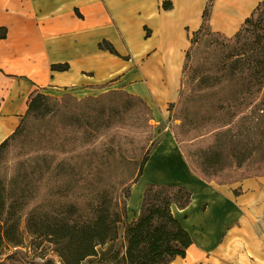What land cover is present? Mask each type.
I'll return each instance as SVG.
<instances>
[{
	"label": "trees",
	"instance_id": "obj_1",
	"mask_svg": "<svg viewBox=\"0 0 264 264\" xmlns=\"http://www.w3.org/2000/svg\"><path fill=\"white\" fill-rule=\"evenodd\" d=\"M213 1L189 37L175 107L180 124L172 132L190 174L228 186L264 177V1L232 37L211 29ZM7 34L0 28V39ZM99 49L130 60L108 40ZM153 121L154 109L123 89L80 100L72 93L32 97L21 124L0 145V264H175L186 258L194 240L173 212L192 203L184 186L149 184L138 217L121 228L131 188L160 144L152 141ZM45 123H53V131ZM39 125L48 140L31 151Z\"/></svg>",
	"mask_w": 264,
	"mask_h": 264
},
{
	"label": "crops",
	"instance_id": "obj_2",
	"mask_svg": "<svg viewBox=\"0 0 264 264\" xmlns=\"http://www.w3.org/2000/svg\"><path fill=\"white\" fill-rule=\"evenodd\" d=\"M165 1L172 3V9L162 8ZM263 1L214 0L211 29L234 36ZM208 2L0 0V28L8 31L7 37L0 39V145L15 133L37 93L73 91L76 96H90L119 79L120 87L105 91L123 89L145 102L151 100L146 87L124 81L130 75V79L138 76L151 81L146 75L148 65L157 66L158 60L171 56L180 57L182 74L189 37L202 26ZM145 28L150 30L149 38ZM103 40L130 60L100 50ZM143 59L147 60L138 74L132 75L134 63ZM59 64H68L69 70L53 71L52 65ZM172 136L166 134L147 163H152L155 176L143 190L149 184L180 185L193 193L186 209L173 207L194 240L186 258L178 257L174 263L264 264V177L228 186L209 185L190 174ZM175 165L181 170L179 177L163 175ZM236 190L241 194L235 196ZM142 194L133 202L131 194L128 208L132 213L140 211Z\"/></svg>",
	"mask_w": 264,
	"mask_h": 264
},
{
	"label": "rangeland",
	"instance_id": "obj_3",
	"mask_svg": "<svg viewBox=\"0 0 264 264\" xmlns=\"http://www.w3.org/2000/svg\"><path fill=\"white\" fill-rule=\"evenodd\" d=\"M147 59H143L142 61H138L136 63H134V66H132V75H137L138 72L140 71V67L143 66L144 62H146ZM131 76V75H130ZM130 76H128L126 78V80L124 82H126L127 84H141L143 87H146L147 92L150 94L151 96V100L148 99L147 102L152 106V108L154 109V121L152 122V125L155 129V134H154V138H152V141L154 143H158V142H162V140L164 139V137L166 136V134H171L173 135L172 129L174 126L179 125L180 121L176 120V113H175V107L178 103V100L181 96V78H182V74L180 73L178 81H173L171 79H165L164 77H162V79L159 82L153 83L149 80V78H140L138 76H133L130 79ZM118 80H115L114 82L109 84V87L107 88H111L115 85H118V87H120L119 85L122 83V81L118 82ZM105 89H100L99 91L93 92V95H99L103 92H105ZM60 94H55V93H46L45 95L51 96V97H55L58 99H61V97L65 94H70L73 93V91H61L59 92ZM79 96L74 95L75 97H81V99L85 98V97H89L88 96H80V94H78ZM90 95V96H93ZM149 98V97H148ZM80 100V98H77ZM154 101V102H153ZM47 125V129L48 132L53 131V123H45L44 126ZM37 130H41V125H39L37 127V129L34 130V132L32 133L31 137H30V149L31 151H37L40 148H42L45 144L46 141L48 140L47 135L45 134H41L38 133ZM174 138V136H172ZM42 142V143H41ZM146 151L148 149H150L151 146V142L146 144ZM160 145V144H159ZM158 145V146H159ZM15 155V152L13 151L12 156L10 155H6V162L10 161L13 156ZM152 156V155H151ZM151 158V157H150ZM211 185V184H209ZM215 185V184H212ZM135 186V184L132 186L131 188V194H132V189ZM146 189V188H145ZM144 192L143 191V197H144ZM130 198L128 199V204H129ZM141 210V209H140ZM175 210V214L178 217H181V214L177 211V209ZM140 211L138 213H132V211L129 210V208L127 209V217L126 219L123 221V226L121 227L122 229L130 224L133 220H135L138 215H139ZM5 256L1 255L0 256V261L3 260Z\"/></svg>",
	"mask_w": 264,
	"mask_h": 264
},
{
	"label": "bare ground",
	"instance_id": "obj_4",
	"mask_svg": "<svg viewBox=\"0 0 264 264\" xmlns=\"http://www.w3.org/2000/svg\"><path fill=\"white\" fill-rule=\"evenodd\" d=\"M181 59L179 56H171L168 59H160L157 61L159 65L153 66L148 65L149 67L146 68V75H148L153 83L159 82L162 77L165 79H171L174 82L178 81L179 78V63ZM174 175L179 177L181 175L180 168L175 165L169 172L163 173L164 176L167 175ZM151 176H155V172L152 170V163L146 165L145 172L139 182L135 184L132 190V202L138 199L140 193H143L144 184L150 179ZM175 208L173 211L175 213Z\"/></svg>",
	"mask_w": 264,
	"mask_h": 264
}]
</instances>
